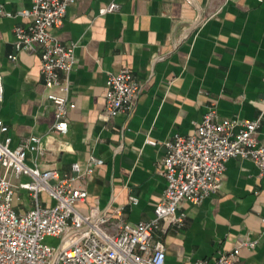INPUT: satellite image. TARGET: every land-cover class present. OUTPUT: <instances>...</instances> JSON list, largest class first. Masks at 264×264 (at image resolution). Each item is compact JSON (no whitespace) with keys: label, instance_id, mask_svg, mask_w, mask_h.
<instances>
[{"label":"crops","instance_id":"crops-1","mask_svg":"<svg viewBox=\"0 0 264 264\" xmlns=\"http://www.w3.org/2000/svg\"><path fill=\"white\" fill-rule=\"evenodd\" d=\"M111 1L120 11L100 15ZM31 5V0H0V117L9 126L12 146L23 137L42 136L47 149L38 161L42 169L72 173L74 162L84 169L92 155L104 160L76 182L88 194L76 204L82 214L122 208L130 223L151 219L167 184L162 143L192 134L212 103L221 118L262 116L256 137L264 142V1L79 0L71 5L55 30L62 42L77 43L75 67L67 76L66 134L51 129L55 107L49 94L57 89L43 82L39 52L14 44V28L31 22ZM124 67L132 70L141 91L130 111L107 120V76ZM23 197L24 207H30L29 197ZM42 201L53 204L47 194ZM181 209L185 226L177 229L165 220L167 231L157 234L165 244L166 264L216 259L242 242L256 245L240 248L239 264H264V176L252 160L231 158L219 190L198 205L184 201Z\"/></svg>","mask_w":264,"mask_h":264},{"label":"built area","instance_id":"built-area-1","mask_svg":"<svg viewBox=\"0 0 264 264\" xmlns=\"http://www.w3.org/2000/svg\"><path fill=\"white\" fill-rule=\"evenodd\" d=\"M78 1L31 0V22L14 28L15 47L39 52L43 82L47 88L57 89L49 98L55 107L51 129L59 134L69 130L67 76L75 67L77 43L62 42L55 30L69 7ZM120 9L119 3L111 1L99 9V14ZM106 87L107 120L130 111L141 91L140 82L128 67L109 73ZM3 98L0 74V102ZM261 122L262 116L252 120L221 118L212 103L192 134H176L162 143L166 148L162 166L167 183L162 198L151 219L130 223L122 208L111 212L92 208L88 214L76 208L77 202L88 195L76 182L103 165L102 158L90 156L84 169L74 162L72 173L42 169L38 161L47 153L42 136H26L12 146V138L7 135L9 126L0 117V264H166L165 244L157 237L158 232L167 231L163 221L183 228L186 213L182 203L198 205L216 193L231 158L252 160L259 175L264 176V142L256 137ZM2 135H6L4 139ZM30 154L33 161H28ZM25 194L32 204L28 208L24 207ZM42 194H47L53 204H44ZM130 201L137 204L138 197L130 196ZM48 239L55 241L49 243ZM255 245L242 242L216 259L189 264H239L240 248Z\"/></svg>","mask_w":264,"mask_h":264},{"label":"rangeland","instance_id":"rangeland-1","mask_svg":"<svg viewBox=\"0 0 264 264\" xmlns=\"http://www.w3.org/2000/svg\"><path fill=\"white\" fill-rule=\"evenodd\" d=\"M1 169V168H0ZM55 240L54 239H48V242L49 243H52V242H54Z\"/></svg>","mask_w":264,"mask_h":264}]
</instances>
